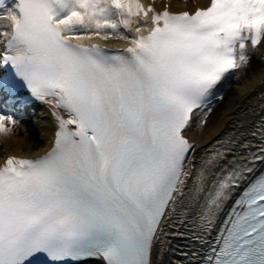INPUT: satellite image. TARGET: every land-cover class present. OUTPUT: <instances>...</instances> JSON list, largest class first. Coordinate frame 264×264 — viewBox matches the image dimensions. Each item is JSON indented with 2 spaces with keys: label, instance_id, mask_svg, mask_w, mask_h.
<instances>
[{
  "label": "snow or ice",
  "instance_id": "1",
  "mask_svg": "<svg viewBox=\"0 0 264 264\" xmlns=\"http://www.w3.org/2000/svg\"><path fill=\"white\" fill-rule=\"evenodd\" d=\"M3 0H0V5ZM0 101L21 89L57 110L49 150L0 165V264H264V119L199 161L188 132L264 40V0L194 12L141 0H16L2 17ZM128 45L85 43L115 34ZM0 107V133L15 124ZM191 122V123H190ZM184 230H181V229ZM185 245L170 250L175 254Z\"/></svg>",
  "mask_w": 264,
  "mask_h": 264
},
{
  "label": "bare ground",
  "instance_id": "2",
  "mask_svg": "<svg viewBox=\"0 0 264 264\" xmlns=\"http://www.w3.org/2000/svg\"><path fill=\"white\" fill-rule=\"evenodd\" d=\"M149 0H141L143 4H146ZM160 7L163 6L166 0H153ZM201 0H167L173 8H185L193 7L195 3ZM207 1V0H205ZM15 1L8 3L5 2L4 6L0 9V32L7 31L8 21L2 17L6 15L7 9L14 5ZM121 32L128 36V39H118L115 34L114 38L117 40V44L126 46L130 39L131 33L128 30L121 28ZM248 54L250 56L249 62H253L256 59H261L264 51V40L260 45H257L255 49L252 48L250 42L247 45ZM263 68L259 71L248 73L246 65H242L241 68L236 69L232 74L228 75L217 87L218 90L225 89L228 81L233 80L235 82L236 92L233 94L229 103L220 112L216 121L213 124H209L210 115L205 116L208 119L205 125H202L200 119L192 123L191 130L188 132L190 143L195 145L194 158L199 161L203 155L204 150L209 148L217 139L224 138L230 135H236L239 133H245V138L250 139L247 133L254 130L264 119V59ZM250 63L249 65H251ZM36 115L38 116L39 129L41 136L39 139L35 138V130L30 133H22L20 130L10 131L7 133H0V159L9 154H29L35 153L40 150L44 143H49L54 125V118L51 115V106L43 101L34 105ZM204 111V110H203ZM203 111L200 114V118L203 117ZM195 116V114H194ZM191 123V122H190ZM35 129V128H34ZM184 230V229H181ZM168 235L167 240L169 243H162L158 245L162 248V251H157L153 257L154 264H171L174 260L183 259L181 251H189V248L198 249L199 244L196 241H189L187 239L177 240L172 238V232L175 228L166 229ZM188 247H182L175 254L170 250L171 247L176 245H185ZM194 247H192V245ZM88 264H93V261H89Z\"/></svg>",
  "mask_w": 264,
  "mask_h": 264
},
{
  "label": "rangeland",
  "instance_id": "3",
  "mask_svg": "<svg viewBox=\"0 0 264 264\" xmlns=\"http://www.w3.org/2000/svg\"><path fill=\"white\" fill-rule=\"evenodd\" d=\"M263 68V60L262 59H257L253 62L252 66H249L247 68L248 73H252V72H256L259 71ZM235 82L231 81L230 83H228V85L226 86V94L223 98L222 101H220L216 106L215 109L213 111V113L210 116L209 119V124H213L216 121V118L218 117V115L220 114V112L224 109V107L229 103L230 99L232 98L233 94L236 92V87L234 86ZM6 114L8 115H12L13 119L16 120L15 124H7V127H11L12 131H17L20 130L22 133L27 132L30 133L32 132V130H35V138L39 139L41 136V132L39 129V121L37 119H35L34 116L32 115H28V114H23V115H19L16 116L14 115L13 112H7ZM35 128V129H34Z\"/></svg>",
  "mask_w": 264,
  "mask_h": 264
}]
</instances>
